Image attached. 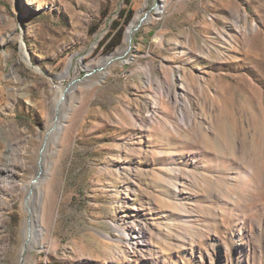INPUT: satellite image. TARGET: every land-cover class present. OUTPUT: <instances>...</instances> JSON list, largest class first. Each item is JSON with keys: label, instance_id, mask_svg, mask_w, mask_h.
<instances>
[{"label": "rangeland", "instance_id": "374dc122", "mask_svg": "<svg viewBox=\"0 0 264 264\" xmlns=\"http://www.w3.org/2000/svg\"><path fill=\"white\" fill-rule=\"evenodd\" d=\"M2 177L0 264H264V0H0Z\"/></svg>", "mask_w": 264, "mask_h": 264}, {"label": "bare ground", "instance_id": "6f19581e", "mask_svg": "<svg viewBox=\"0 0 264 264\" xmlns=\"http://www.w3.org/2000/svg\"><path fill=\"white\" fill-rule=\"evenodd\" d=\"M253 28H254V30L257 29L256 24L253 26ZM131 31H132V28L129 27L127 34L130 35ZM6 175H7V173H6ZM7 183H9L8 177H2V179L0 180V185H6ZM126 241H127V243L128 242H134V243L135 242H143L144 241L143 240V233L140 230H130L128 233H126Z\"/></svg>", "mask_w": 264, "mask_h": 264}, {"label": "trees", "instance_id": "16d2710c", "mask_svg": "<svg viewBox=\"0 0 264 264\" xmlns=\"http://www.w3.org/2000/svg\"><path fill=\"white\" fill-rule=\"evenodd\" d=\"M126 2L129 3L130 0H126ZM120 41H121V36L116 41H114L113 43H111V47H115Z\"/></svg>", "mask_w": 264, "mask_h": 264}, {"label": "water", "instance_id": "95a60500", "mask_svg": "<svg viewBox=\"0 0 264 264\" xmlns=\"http://www.w3.org/2000/svg\"><path fill=\"white\" fill-rule=\"evenodd\" d=\"M130 37V35H128V38Z\"/></svg>", "mask_w": 264, "mask_h": 264}]
</instances>
